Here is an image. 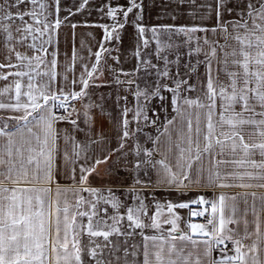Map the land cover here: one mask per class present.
Segmentation results:
<instances>
[{"label": "snow or ice", "instance_id": "snow-or-ice-1", "mask_svg": "<svg viewBox=\"0 0 264 264\" xmlns=\"http://www.w3.org/2000/svg\"><path fill=\"white\" fill-rule=\"evenodd\" d=\"M170 2L186 3L200 23L148 28L142 23L143 0H129L126 9L106 5L111 25L70 23L75 13L62 8V0H0V56L5 61L0 69H16L0 73L2 81L13 78L0 88V97L9 100L0 99V110L21 113L10 117L17 121L14 129L7 123L0 127V264H264V0ZM88 4L81 0L76 11ZM134 9L132 24L141 41L134 52L137 63L131 72L110 70L117 84L136 85V107L121 112L118 147L92 164L90 157L78 164L81 152L75 142L72 155H59L56 129L67 121L75 130L77 121L69 120L71 112L57 115L54 109L67 112L69 98L80 100L90 87L100 86L90 80L103 54L111 56L105 44L121 40ZM65 11L68 15L61 16ZM69 23L73 30L97 27L104 35L91 70L85 66L87 78L82 73L71 81L80 90L66 93L63 81L68 77L58 80L56 69L60 29ZM147 32L162 67L140 51L149 46ZM161 32L168 43L161 42ZM173 36L183 37L182 42ZM76 55L73 50V60ZM112 59L119 64L118 57ZM141 72L155 76L151 90L140 88L135 79H120ZM153 101L165 113L154 137L144 131L160 119ZM85 107L104 114L101 104ZM140 135L152 147L141 144ZM104 140L101 133L93 143ZM130 140L132 147L125 151ZM101 164L108 165L109 180L125 173L129 182L93 187L90 177L104 179L97 171ZM225 189L242 191L229 194ZM160 190L201 194L161 203L155 195ZM181 210H187V219ZM241 222L242 236L228 227ZM137 236L142 240L136 242ZM253 237L250 245L244 244ZM226 242L232 243L233 255L226 254ZM216 251L219 257L213 256Z\"/></svg>", "mask_w": 264, "mask_h": 264}, {"label": "crops", "instance_id": "crops-1", "mask_svg": "<svg viewBox=\"0 0 264 264\" xmlns=\"http://www.w3.org/2000/svg\"><path fill=\"white\" fill-rule=\"evenodd\" d=\"M81 0H62V8L71 9L75 15H70V23H75L78 25L83 24H108L111 25L113 21L107 17L106 13L108 8L106 5L111 7L123 6L125 9L130 6L129 0H89V4L85 6L83 10L77 12L76 9L79 6ZM144 3V12H143V21L142 23L151 28L152 26L159 25H192L200 23L198 17L190 15V8L185 3L182 5H177L175 2H170V0H143ZM103 8V13L100 9ZM137 10H133V13L129 14L128 24L125 26V29L121 33V40L119 42L113 41L112 43H106L105 47L111 50V56L108 53L103 54V58L98 66V71L93 74V79L90 80V84L100 85L99 87H90L88 89L89 95L84 98L76 101L75 111L72 112L69 120H76L78 128L74 130V126L69 122L64 121L56 125L57 131L60 133V138L57 141L59 147V155L62 156L64 152H67L69 155L73 153V142H75L79 147L78 151L81 152V160L79 163H83V157H90L88 163L92 164L94 160L99 157L103 158L106 154L107 149H115L118 147L116 131L119 127V122L121 120V112L127 107L129 109H134L136 107L137 101L135 100L132 92L136 90V85H132L131 89L127 84H117L114 79V74L110 69H116L119 71L123 69L125 72H131L137 63L136 58L134 57V52L137 50V46L141 43L140 38L138 37L132 22L135 20V14ZM68 15V13L61 12V16ZM175 19H172V17ZM120 22H123V13H118ZM26 20L28 17L25 18ZM70 23L66 26H63L60 29L59 36V45H58V66L56 71L60 74L58 80H62L64 75H67L68 80L63 81V87L65 92L69 91H79V84L73 86L71 81L76 79L77 81L83 73L86 76L85 66L87 70L90 71L92 65L95 63V56L93 55L100 46V42L103 39V30L97 27H77L73 30L70 26ZM73 33L75 38L73 39ZM3 37L0 35V40ZM83 42V46L81 45ZM89 49L91 51H89ZM118 49V50H117ZM19 51L25 52L28 55H31V51L26 48H18ZM73 50L76 52V59L73 60L72 53ZM142 49L140 48V51ZM112 57L119 58V64L112 59ZM51 57H49L50 59ZM3 57L0 56V63H4ZM15 62V61H14ZM43 70V68L41 69ZM16 69H0V73L13 72ZM203 72V71H200ZM139 75L132 77H125L120 75L121 80L126 79H135L136 83L139 84ZM13 78L9 77L8 81L0 80V88H3L6 83H9ZM140 88H145L142 84H139ZM189 95H195L194 93H189ZM127 97V100L124 99ZM5 103H8L9 100L7 96L0 97ZM71 98H69L70 100ZM142 102V101H141ZM103 105V115L101 110L96 107L91 109L86 108V105ZM154 109H159L155 104H152ZM57 114V109H54ZM88 112V116L85 117L84 113ZM157 112V111H156ZM21 113L13 112L11 110H0V127H3L5 123L9 125V130L14 129L17 124V121L10 119V117L19 116ZM148 115H152V112H149ZM133 113L129 112L128 119L132 120ZM171 118V115L169 116ZM160 120V119H159ZM90 121V122H89ZM164 122V119L161 123H157L155 127L145 128V132L151 136L157 135V128H160L161 124ZM141 126H143V121H141ZM131 128L136 127V122L130 125ZM101 133L105 137V140L101 143H93L94 141L100 140ZM65 137H72L73 139L66 140ZM135 140V137L133 138ZM140 143L145 147H152L151 141L146 142V137L140 135ZM133 141L130 140L127 142L125 151H128L132 147ZM118 155V153H117ZM131 158V157H130ZM159 159L160 157H156ZM112 159H115L113 156ZM259 159V157H257ZM111 161H109V164ZM108 165L101 164L97 167V171L101 176L104 177L103 180L100 178L93 179L90 177V181L93 187H101L104 183H110L113 186L119 185L121 182L127 184L129 181L125 180V173H121L119 177L108 179L106 175ZM61 183H66V181H61ZM5 186H11L10 182L5 181ZM224 191L229 194H234L235 192L242 191L240 189H225ZM201 193L193 190L188 192L185 195H182L176 191H166L160 190L155 193L156 198L161 203H166L168 201L178 202L180 200L189 199L199 195ZM87 196V193H84ZM209 197L212 196V193H207ZM123 199V197H121ZM149 203V214H151L152 202L146 201ZM251 202V201H250ZM128 203L131 204L132 201L129 198ZM241 210L244 205L241 203L239 205ZM123 211V210H122ZM186 210H181V215L184 216ZM248 220H252V215L249 213ZM192 222H198L197 218L192 219ZM229 228L236 229L240 235H243V222L239 225L230 224ZM251 230V226H250ZM148 230H146L147 232ZM153 234V233H149ZM87 239V238H85ZM253 239L245 240V245H250L253 242ZM142 238L137 236L135 241L139 242ZM227 243V255H233L231 251L233 248L232 243ZM223 247V245L221 246ZM220 252L216 251L213 253L214 257H219Z\"/></svg>", "mask_w": 264, "mask_h": 264}, {"label": "rangeland", "instance_id": "rangeland-1", "mask_svg": "<svg viewBox=\"0 0 264 264\" xmlns=\"http://www.w3.org/2000/svg\"><path fill=\"white\" fill-rule=\"evenodd\" d=\"M145 35H146V38L149 40V46H148L147 49H144V48L141 47L142 54L146 58H151L153 64H159L162 67L163 66L162 63L160 61H158L156 59V56L154 55V53L156 51V43L152 39L151 33L147 32ZM160 40H161L162 43H168L169 42L168 36L166 34H164L163 32H161V34H160ZM172 40H175L176 42L180 43V42H182L183 37H175V36H173ZM183 51H184V49H181V52H183ZM161 54H165V53L162 52ZM173 58L174 57L172 55H169V59H173ZM202 58L203 57H201V59ZM185 59H187V58L185 57ZM194 62H195V58H193V63ZM174 70L175 69H173V71ZM200 71H203V67L202 66L200 68ZM145 81H147V83ZM155 83H156V80H155V76L154 75L153 76H145V74L143 72L140 73V75H139V84H142L145 88L148 87L149 90H151V87H154ZM165 95H167V93ZM152 104H155L159 108V101H153ZM155 111H157L159 113V117H160V120L157 121V123H161V121L163 119H165V113L163 111H161L160 108L159 109H155ZM170 115H171V109L169 108V116ZM150 117L152 119H155V117L153 115H150ZM184 217H185V219L188 218L187 210L184 213Z\"/></svg>", "mask_w": 264, "mask_h": 264}, {"label": "built area", "instance_id": "built-area-1", "mask_svg": "<svg viewBox=\"0 0 264 264\" xmlns=\"http://www.w3.org/2000/svg\"><path fill=\"white\" fill-rule=\"evenodd\" d=\"M66 105L68 106L67 112L64 109H57V115H67L68 112L72 113L73 108L75 109V107H76V101L70 99V100L66 101ZM197 219L200 223H203V219H201V218H197Z\"/></svg>", "mask_w": 264, "mask_h": 264}]
</instances>
